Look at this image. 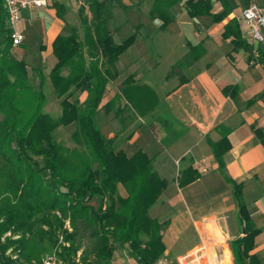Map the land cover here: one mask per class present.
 <instances>
[{"label": "crops", "instance_id": "0c3cea01", "mask_svg": "<svg viewBox=\"0 0 264 264\" xmlns=\"http://www.w3.org/2000/svg\"><path fill=\"white\" fill-rule=\"evenodd\" d=\"M96 1L104 4L115 44L133 34L135 40L115 62V79L105 87L95 120L117 151L127 157L140 151L152 159L154 173L167 178L148 211L166 224L162 255L175 257L176 264L187 256L188 264H236L233 243L256 233L248 254L264 264V42H253L249 27L236 19L252 3L264 7V0H225L230 13L219 23L212 17L223 10L220 0H194L188 7L189 0ZM84 2L49 0L21 13L17 31L21 34L22 25L39 36L30 50L36 61L24 62L29 71L43 70L46 96L52 94L47 75L56 63L52 43L57 36L82 33V7L90 19ZM1 6L5 10L3 0ZM75 9L78 25L70 27ZM231 20L247 49L223 36ZM16 47L12 53L23 61ZM85 97L81 93L78 99ZM223 137L221 169L211 146ZM181 177L195 180L180 187ZM233 184L242 188L243 213ZM117 192L127 196L121 185ZM169 208L174 214L161 217Z\"/></svg>", "mask_w": 264, "mask_h": 264}, {"label": "trees", "instance_id": "16d2710c", "mask_svg": "<svg viewBox=\"0 0 264 264\" xmlns=\"http://www.w3.org/2000/svg\"><path fill=\"white\" fill-rule=\"evenodd\" d=\"M220 1L223 10L212 17L213 23L230 13L226 1ZM85 2L90 19L82 7V33L57 36L52 43L56 63L47 78L60 108L59 117L52 118L45 112L43 70L29 71L14 57L0 0V264L39 263L47 246L56 264H112L117 247L136 264H154L164 252L166 224L150 218L148 211L167 181L154 173L152 159L140 151L131 157L117 151L115 140L105 138L95 124L105 87L115 79L111 70L135 35L116 45L104 4ZM223 36L234 46L248 47L234 20L225 25ZM81 93H86L83 102L74 98ZM61 127H72L74 147L56 140ZM211 147L223 169L226 138ZM193 180L181 177L178 184L183 187ZM118 185L125 198L118 195ZM241 191L233 184V198L243 213ZM97 199L95 208L91 202ZM7 232L18 239L5 237L1 242ZM255 234L233 243L236 264H258L248 254ZM9 249L17 253L16 261L6 254Z\"/></svg>", "mask_w": 264, "mask_h": 264}, {"label": "rangeland", "instance_id": "374dc122", "mask_svg": "<svg viewBox=\"0 0 264 264\" xmlns=\"http://www.w3.org/2000/svg\"><path fill=\"white\" fill-rule=\"evenodd\" d=\"M77 1L78 0H76V3H77ZM83 1L84 0H81V2H83ZM77 6H79V5L76 4V7ZM77 10L78 9H75V11H72L73 15H71V18L68 19L70 27L72 25L74 26V24L78 25L77 24L78 23V21H77ZM18 28H19V31L21 32V35L22 34L24 35V40H23V44L22 45L25 44L27 46V48L22 47V46L16 47L14 49L16 57H18V56L20 57V54H21L23 61H26V63H28L29 61L30 62L31 61L32 62L36 61L35 59H33L32 55L30 54V50H32L34 48V46L36 45V43L39 41L38 40L39 36H36L35 33L31 32V31H28L27 28H22V25L18 26ZM123 34L124 33H120V34H118V36L116 35L115 38L117 39V37H118V39H119V37L121 35H123ZM25 55H27V58H25ZM24 59H26V60H24ZM29 59H31V60H29ZM34 80L36 81L37 79H34ZM47 95L48 96H47V104H46V107H45V112H47L52 118H58L59 115H60V108H59V105H58V101L54 98V96L52 94L47 93ZM78 96L79 95H77V96L75 95L74 98H77ZM78 101L80 102L79 99H78ZM95 124H96L98 129L100 128V125L102 126V124L99 123L98 120L97 121L95 120ZM71 131H72V127H67V128L61 127V128H59L58 131L55 133L56 140L58 142L62 143L67 148L74 147L75 145L73 144V142L70 139ZM165 181H167V178H165ZM165 196H168V194L165 193L164 197ZM180 201H181V199L179 198L178 202H180ZM97 203H98V199L97 200H93L91 202V206L96 208ZM174 211H175L174 208H171V209L169 208V209H166V210H162V214H160V216L163 217V218H169V217H171L174 214ZM148 215H149L150 218L152 217L151 213L148 214ZM65 227L69 229V221L68 220L65 221ZM5 237L6 238H11V240H17L19 236L18 235H12L11 232H7L5 234V236L2 237L1 242L5 240ZM126 252H127L126 250H122V249H120L118 247L115 248V252H114V262H115V264H134L133 260H131L128 257V254ZM6 254L9 255V256H12L11 259L16 261V254L17 253H13L12 249H9ZM161 256L168 258L174 264H176V262H177V260H175L176 259L175 257L171 258V256H166V255H161ZM161 256H159L158 258H160ZM48 257H52L53 258V249L50 246H47L46 252L42 255L41 261L39 263H33V262L24 263V262H22L20 260L19 262H15V264H44V263L48 262L47 259H46Z\"/></svg>", "mask_w": 264, "mask_h": 264}, {"label": "built area", "instance_id": "2783aa9c", "mask_svg": "<svg viewBox=\"0 0 264 264\" xmlns=\"http://www.w3.org/2000/svg\"><path fill=\"white\" fill-rule=\"evenodd\" d=\"M49 0H3L4 8L7 15V25L11 30V41L13 47L19 46L22 41V35L16 27L21 21V13L24 10H33L45 7ZM239 22L245 23L251 32L253 42H264V7H258L251 4L243 10L240 16L236 18ZM256 57V54H255ZM48 262L44 264H56L55 258H46ZM197 259V258H196ZM136 264V263H134ZM154 264H174L166 257L158 258ZM178 264H188V256L184 257Z\"/></svg>", "mask_w": 264, "mask_h": 264}]
</instances>
